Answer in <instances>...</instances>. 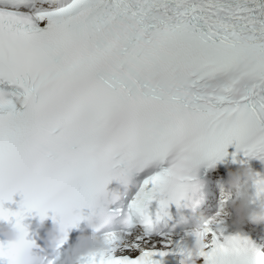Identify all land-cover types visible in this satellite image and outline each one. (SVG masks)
I'll return each instance as SVG.
<instances>
[{
  "label": "snow or ice",
  "instance_id": "6c2138e0",
  "mask_svg": "<svg viewBox=\"0 0 264 264\" xmlns=\"http://www.w3.org/2000/svg\"><path fill=\"white\" fill-rule=\"evenodd\" d=\"M3 83L19 91L0 92V220L21 237L0 243V264H32L26 214L54 213L59 248L112 181L129 195L142 172L122 221L143 225V250L113 240L81 264H160L149 237L186 199L193 169L230 146L264 160V0H0ZM16 194L22 211L5 209ZM202 255L264 264L223 231Z\"/></svg>",
  "mask_w": 264,
  "mask_h": 264
},
{
  "label": "clouds",
  "instance_id": "9594fccd",
  "mask_svg": "<svg viewBox=\"0 0 264 264\" xmlns=\"http://www.w3.org/2000/svg\"><path fill=\"white\" fill-rule=\"evenodd\" d=\"M169 164L174 167L177 176L183 174L182 169L184 165L181 160H177L173 157L170 158ZM116 183L117 187L111 192L108 191L109 195L107 197H101L96 206L87 208L89 211L85 230L77 237L75 243L71 247L65 249L63 253H61L57 247L58 244L64 240V233L59 221L57 220L56 223L45 231L44 244L46 249L50 250V260L52 264H81L82 257H87L92 253L109 250L108 241L105 238L98 237L97 232L99 229L108 225L112 219L107 213L108 207L116 202L112 199L111 194H117L122 197L127 191L125 185L118 182ZM200 187L198 182H192V185L189 186L186 199L177 207V226L187 223L183 210L187 209L190 211L195 207V204L200 199ZM249 188H254V195L251 197L249 195ZM225 193L226 195L235 194L237 198L232 202L234 215L231 227L234 230L237 232L241 231L245 220L248 218L254 223L264 222V175H258L247 167L238 168L236 171H229L227 174ZM250 200L252 201L251 208ZM5 209L10 210L8 208ZM15 211H22L20 204ZM157 211H159L158 207H153L154 216ZM42 221L43 220L40 219V223L37 225L38 229L43 228ZM121 223L123 224V221H121ZM160 226L161 225H158V230ZM89 229H91V231H88ZM20 237V230L14 223L0 220V241H2L3 244L8 245L15 243L19 241ZM204 247V240L197 236L190 245L186 246V255L194 257L202 252ZM31 257L32 264H44V254L31 251ZM178 264H196V261L194 259H182L178 261Z\"/></svg>",
  "mask_w": 264,
  "mask_h": 264
}]
</instances>
